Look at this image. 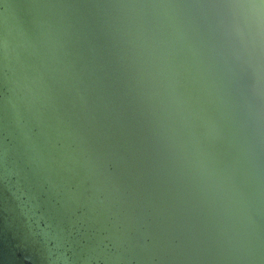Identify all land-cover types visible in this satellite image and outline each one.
Wrapping results in <instances>:
<instances>
[{
    "label": "water",
    "instance_id": "95a60500",
    "mask_svg": "<svg viewBox=\"0 0 264 264\" xmlns=\"http://www.w3.org/2000/svg\"><path fill=\"white\" fill-rule=\"evenodd\" d=\"M0 264H264V0H0Z\"/></svg>",
    "mask_w": 264,
    "mask_h": 264
}]
</instances>
